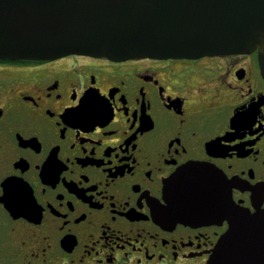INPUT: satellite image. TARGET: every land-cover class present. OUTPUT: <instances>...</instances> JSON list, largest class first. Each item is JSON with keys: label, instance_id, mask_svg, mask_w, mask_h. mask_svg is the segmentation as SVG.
<instances>
[{"label": "flooded vegetation", "instance_id": "obj_1", "mask_svg": "<svg viewBox=\"0 0 264 264\" xmlns=\"http://www.w3.org/2000/svg\"><path fill=\"white\" fill-rule=\"evenodd\" d=\"M193 161L264 209L257 50L0 60V264H207L228 221L165 193Z\"/></svg>", "mask_w": 264, "mask_h": 264}, {"label": "water", "instance_id": "obj_2", "mask_svg": "<svg viewBox=\"0 0 264 264\" xmlns=\"http://www.w3.org/2000/svg\"><path fill=\"white\" fill-rule=\"evenodd\" d=\"M255 50L264 78V0H0V59L196 58ZM220 175L202 162L185 164L166 180V197L187 220L217 210L228 221L207 264H264V209L234 202Z\"/></svg>", "mask_w": 264, "mask_h": 264}, {"label": "snow or ice", "instance_id": "obj_3", "mask_svg": "<svg viewBox=\"0 0 264 264\" xmlns=\"http://www.w3.org/2000/svg\"><path fill=\"white\" fill-rule=\"evenodd\" d=\"M88 100V96L86 95L85 98L80 102L81 104L86 103ZM97 102L103 103L104 101H102L99 97H96Z\"/></svg>", "mask_w": 264, "mask_h": 264}]
</instances>
